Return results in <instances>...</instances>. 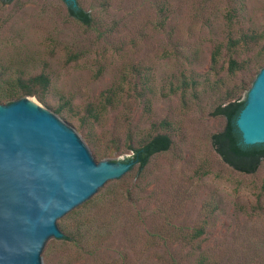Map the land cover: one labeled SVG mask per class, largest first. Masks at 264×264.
<instances>
[{"label": "rangeland", "instance_id": "rangeland-1", "mask_svg": "<svg viewBox=\"0 0 264 264\" xmlns=\"http://www.w3.org/2000/svg\"><path fill=\"white\" fill-rule=\"evenodd\" d=\"M77 2L89 25L63 0H0V94L16 75L44 73L43 101L19 97L58 108L98 161H127L154 133L171 144L62 222L70 239L52 243L49 264H194L202 253L204 264H264V160L239 172L210 142L225 122L214 108L242 100L264 65V0ZM199 225L191 244L169 236Z\"/></svg>", "mask_w": 264, "mask_h": 264}, {"label": "water", "instance_id": "water-1", "mask_svg": "<svg viewBox=\"0 0 264 264\" xmlns=\"http://www.w3.org/2000/svg\"><path fill=\"white\" fill-rule=\"evenodd\" d=\"M234 125L244 145L264 147V65ZM131 165L98 161L53 106L26 96L0 104V264H49L52 243L70 239L60 224L132 176Z\"/></svg>", "mask_w": 264, "mask_h": 264}, {"label": "trees", "instance_id": "trees-1", "mask_svg": "<svg viewBox=\"0 0 264 264\" xmlns=\"http://www.w3.org/2000/svg\"><path fill=\"white\" fill-rule=\"evenodd\" d=\"M1 1L3 3H8L10 0ZM65 5L67 14L74 20L84 25L90 24L92 17L89 12L86 11L81 5L78 3L71 6L65 3ZM262 35L263 33L257 34L255 39L261 37ZM246 37L248 36L242 35L238 39L245 40ZM252 40L254 39L252 38ZM237 42L238 40H233L230 38L228 40V44H235ZM218 51L219 45L216 44L212 49V64H214L216 61ZM239 65L240 64H238V62H236L233 58H229L227 62V69L230 73H233ZM4 83H7L6 91L0 94V99L5 98L6 102L16 99L20 95H35L40 101H43L42 95L38 93L36 89L38 87L41 90H45L49 81L48 77L44 73L40 72L27 77L16 75L15 77L10 78L8 81H4ZM120 87V84H116L102 91L101 96L103 103H111L114 96L119 92ZM13 89H20L21 94L16 93ZM242 105L243 99L230 100L220 103L214 108L213 113L221 115L225 122L224 126L220 130L211 133L210 142L211 146L220 156L223 162L239 172L250 173L256 169L261 160H264V147L249 148L248 145H244L241 142L239 133L234 125V118ZM55 111L57 113L59 112V109L55 108ZM170 144L171 139L168 134H151L141 140L136 146L130 147L131 155L129 159L132 160V164L138 165L137 169H141L147 164L149 158L152 155L167 150ZM203 232V225H199L194 227L189 233H184L180 230H172L169 232V236L175 240L178 239L185 244H191L193 240L198 238L201 234H203ZM100 236H102V234H98V237ZM199 255L201 257L197 259L194 264H204L206 262V256L203 253Z\"/></svg>", "mask_w": 264, "mask_h": 264}, {"label": "bare ground", "instance_id": "bare-ground-1", "mask_svg": "<svg viewBox=\"0 0 264 264\" xmlns=\"http://www.w3.org/2000/svg\"><path fill=\"white\" fill-rule=\"evenodd\" d=\"M30 98H28V100H29ZM29 102H30V100H29ZM33 103H34V101H33Z\"/></svg>", "mask_w": 264, "mask_h": 264}]
</instances>
